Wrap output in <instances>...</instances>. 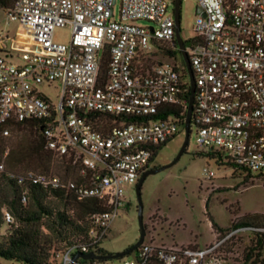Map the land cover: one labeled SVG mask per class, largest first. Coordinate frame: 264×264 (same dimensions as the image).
I'll use <instances>...</instances> for the list:
<instances>
[{"label": "built area", "instance_id": "2783aa9c", "mask_svg": "<svg viewBox=\"0 0 264 264\" xmlns=\"http://www.w3.org/2000/svg\"><path fill=\"white\" fill-rule=\"evenodd\" d=\"M197 7L192 35L182 40L194 80L189 134L198 153L264 181V0H197ZM4 12L18 26L14 38L0 34V139L13 123L41 124L44 148L70 163L75 180L7 171L3 161L0 175L22 187V204L32 186L103 204L89 217L86 238L56 255L58 264H100L71 257L97 255L122 187L135 186L158 148L184 133L189 80L174 61L173 3L15 0ZM65 26L69 44L54 42L53 31ZM11 41L20 64L4 50ZM51 83L61 89L56 104L41 91ZM3 222L13 223L6 211ZM263 231L237 225L203 247L143 241L120 264H225L226 242Z\"/></svg>", "mask_w": 264, "mask_h": 264}, {"label": "rangeland", "instance_id": "374dc122", "mask_svg": "<svg viewBox=\"0 0 264 264\" xmlns=\"http://www.w3.org/2000/svg\"><path fill=\"white\" fill-rule=\"evenodd\" d=\"M197 0H181L179 16V35L182 40L192 35ZM16 22H7L5 12L0 10V34L14 38L17 32ZM54 42L67 45L71 38L68 26L56 28L52 33ZM186 45V44H185ZM13 42H6L4 50L15 64L21 61L14 51ZM174 52V61L184 67L180 53ZM154 61L167 62L157 56ZM41 91L53 102L58 103L60 86L51 83ZM31 133L25 129L9 131L3 139L6 149L26 142ZM184 140V133H177L172 139L160 146L149 162L148 168H156L170 163L178 153ZM203 169L211 170L214 176L207 180ZM50 172L63 175L61 163L55 160ZM247 179L242 173L233 172L225 164L205 153H198L193 131L188 136L184 152L168 168L148 175L140 187L142 204V223L145 243L165 246L203 247L220 239L231 229V225L246 221L247 225L264 230V181L257 178ZM122 203L117 216L111 221L99 248L106 253H117L136 242L139 236L137 219V200L135 186L122 187ZM256 215L255 218L250 216ZM248 220V221H247ZM211 223L214 227H211ZM7 225H0V237L4 235ZM261 233H264L261 232ZM253 234L232 238L225 243L223 252L225 264H260L259 258L253 256L245 260L248 238ZM76 240V239H74ZM58 249L60 246H57ZM107 260L100 264H120L124 258ZM0 264H20L0 259Z\"/></svg>", "mask_w": 264, "mask_h": 264}, {"label": "trees", "instance_id": "16d2710c", "mask_svg": "<svg viewBox=\"0 0 264 264\" xmlns=\"http://www.w3.org/2000/svg\"><path fill=\"white\" fill-rule=\"evenodd\" d=\"M14 1L0 0V10L8 11ZM188 96L189 88L186 91V103ZM182 115L185 117V112ZM40 127L39 123H13L11 130L25 129L31 133V137L8 149L5 148L3 139H0V161H3L7 171L48 174L51 173L52 163L57 160L63 167V175L60 177L75 180V171L70 163L54 157L44 148ZM206 156L214 158L213 153ZM217 156L220 160V155ZM22 191V187L15 181L0 175V225L3 223V211L13 218V223L6 224L7 229L0 237V259L5 261L20 264H58L57 253L74 239L84 240L89 229V217L106 210L95 199L76 201L69 192L50 191L34 186L28 187L27 201L22 204ZM255 217L256 215L250 216L252 219ZM247 224L243 221L232 224L231 227ZM211 227L214 224L211 223ZM247 246L245 260L252 256L261 257L260 264H264V233H254L248 238ZM96 254L101 256L107 253L99 248ZM102 262L104 261H100Z\"/></svg>", "mask_w": 264, "mask_h": 264}, {"label": "water", "instance_id": "95a60500", "mask_svg": "<svg viewBox=\"0 0 264 264\" xmlns=\"http://www.w3.org/2000/svg\"><path fill=\"white\" fill-rule=\"evenodd\" d=\"M179 5H180V0H173L174 38H175V43L180 53V56L183 60L184 68H185V71L187 73L188 80H189V96H188L187 107H186V112H185V117H184V124H183L184 140L175 158L170 163L160 166L158 168L146 169L145 171L142 172V174L140 175L135 185V195H136V200H137V219H138V225H139V236L136 242L132 244L130 247L120 252L107 253L101 256L95 255L93 253H87V254L75 253L71 257V261L73 263L76 262L77 259H81L83 261H87V260L107 261V260L121 259L124 256H127L131 254L133 251H135L140 246V244H142L143 238H144V227L142 223V204L140 200V187L142 185V182L148 175L158 173L170 167L178 159V157L184 152V149L188 141V136H189V125H190V118H191L192 105H193V95H194V80H193L192 72L189 66L187 55L184 51L183 41L179 35ZM195 12L196 13L200 12V9L196 7ZM201 16L203 17L204 14H201Z\"/></svg>", "mask_w": 264, "mask_h": 264}, {"label": "flooded vegetation", "instance_id": "af4514ba", "mask_svg": "<svg viewBox=\"0 0 264 264\" xmlns=\"http://www.w3.org/2000/svg\"><path fill=\"white\" fill-rule=\"evenodd\" d=\"M172 1V3H173V0H171ZM180 2H181V0H180ZM179 16H180V5H179ZM175 39V38H174ZM158 167H160V166H158ZM158 167H156V168H158ZM152 168H154V167H152ZM149 169V168H148ZM128 248V247H127Z\"/></svg>", "mask_w": 264, "mask_h": 264}]
</instances>
